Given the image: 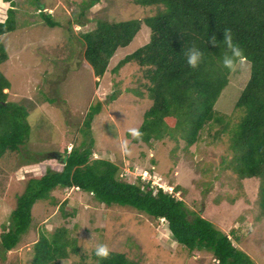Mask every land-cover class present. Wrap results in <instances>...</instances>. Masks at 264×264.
Wrapping results in <instances>:
<instances>
[{
  "label": "rangeland",
  "instance_id": "374dc122",
  "mask_svg": "<svg viewBox=\"0 0 264 264\" xmlns=\"http://www.w3.org/2000/svg\"><path fill=\"white\" fill-rule=\"evenodd\" d=\"M13 1L16 28L0 35L8 55L0 71L10 83L4 89L8 100L23 103L28 109L30 131L22 147L23 159L33 156L38 160L21 161L23 164L9 174L0 169V232L9 222L26 178L46 168L59 170L61 163L56 158L91 137L92 156L115 162L118 178L130 182L138 177L152 179L153 187L181 198L189 210L229 234L233 244L255 264H264L259 179L240 178L235 167L227 164L231 156L229 130L241 115L233 110L234 103L249 76L250 62H236L214 106L225 117L206 124L193 144L179 136L133 142L128 129L138 128L150 105L142 85L147 79L133 61L118 68L116 64L148 40L149 28L141 24L130 43L111 56L100 77L93 74L83 57L81 34L94 28L98 20L142 19L153 14L155 7L134 0H97L81 12L89 0ZM8 6L0 4V21ZM40 11L49 14L56 24L47 26ZM134 90L142 92V97ZM114 92L116 97L110 99ZM97 102L100 111L90 123V133L84 134L85 114ZM226 122L227 127H222ZM125 140L127 144L122 148ZM50 194L55 202L48 198L33 204L27 230L11 250L0 255V264H32L33 243L39 233H49L60 225L70 230L69 241L79 251L69 250L57 264H92L91 250L98 242L138 264H216L206 250L188 255L163 219H152L127 206L106 205L76 188L57 186ZM63 210L73 211V215L65 218Z\"/></svg>",
  "mask_w": 264,
  "mask_h": 264
},
{
  "label": "trees",
  "instance_id": "16d2710c",
  "mask_svg": "<svg viewBox=\"0 0 264 264\" xmlns=\"http://www.w3.org/2000/svg\"><path fill=\"white\" fill-rule=\"evenodd\" d=\"M96 2L89 0L81 12ZM6 3L9 6L4 20L0 21V35L16 28L14 1L0 0L1 5ZM134 3L153 6L155 11L142 19L98 20L94 28L81 34L83 57L93 74L100 77L111 56L119 47L130 43L141 24L149 28L148 40L116 64L118 68L133 61L147 79L142 85L150 105L137 128L141 135L132 137V141L149 143L152 139L179 136L187 144H193L206 124L220 122L225 117L218 114L215 103L236 62L249 61V76L234 103L233 110H239L241 115L229 130L231 156L227 164L235 167L240 178L259 179V203L264 212V0H134ZM40 15L47 26L56 24L49 14L40 11ZM223 30L230 34L232 44L241 53L231 68L221 63ZM210 36L216 37L221 47L208 40ZM193 44L203 53L196 68H190L184 59L183 49ZM7 58L0 42V64ZM9 87V81L0 71V169L7 174L23 164L21 161L38 160L33 156L23 159L22 147L30 131L28 109L23 103L8 100L4 89ZM134 92L142 97V92ZM115 97V92L110 94V99ZM100 108L99 102L88 107L82 123L84 134L90 133V123ZM227 125L228 122L222 127ZM92 149L91 137L82 140L56 158L61 163L59 170L46 168L41 174L26 178L24 189L16 196L10 211L9 222L0 232V255L11 250L27 230L33 204L48 198L54 203L50 192L59 186L77 187L106 205L127 206L152 219H163L188 255L206 250L216 264H255L244 250L233 244L229 234L189 210L181 198L161 187H153L150 179L138 177L130 182L118 178L119 166L109 159L93 157ZM60 208L63 209L62 205ZM72 212L63 210V217L72 216ZM69 235L70 230L63 225L49 233L40 232L33 243L32 264H57L58 259L67 257L69 250L77 253L79 249L69 241ZM91 257L92 264H97L92 252ZM98 264L138 263L122 252L110 250Z\"/></svg>",
  "mask_w": 264,
  "mask_h": 264
},
{
  "label": "clouds",
  "instance_id": "9594fccd",
  "mask_svg": "<svg viewBox=\"0 0 264 264\" xmlns=\"http://www.w3.org/2000/svg\"><path fill=\"white\" fill-rule=\"evenodd\" d=\"M212 43L218 44L221 47V44L217 42L216 37L210 36L208 38ZM223 48L224 51L221 53V63L228 68H231L233 66L234 60L238 57H240V49L236 46H234L231 42V37L230 34L227 31L223 30ZM184 51V59L186 64L190 68H196L200 63L203 58V53L200 47L196 46L195 44L188 46L186 49H183ZM114 119V117H112ZM128 132L131 134L133 137H139L141 135L139 129L137 128H129ZM127 144V141H122L121 142V147L124 148ZM76 188L77 187H72ZM92 254L97 258V264L100 259L106 258L109 253L110 249L107 246V244L103 242H98L92 247Z\"/></svg>",
  "mask_w": 264,
  "mask_h": 264
},
{
  "label": "built area",
  "instance_id": "2783aa9c",
  "mask_svg": "<svg viewBox=\"0 0 264 264\" xmlns=\"http://www.w3.org/2000/svg\"><path fill=\"white\" fill-rule=\"evenodd\" d=\"M142 179H144V177H142ZM146 179H149V178H146ZM152 181V179H150Z\"/></svg>",
  "mask_w": 264,
  "mask_h": 264
}]
</instances>
